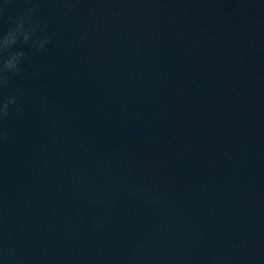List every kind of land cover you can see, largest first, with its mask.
Returning <instances> with one entry per match:
<instances>
[{
	"label": "water",
	"instance_id": "95a60500",
	"mask_svg": "<svg viewBox=\"0 0 264 264\" xmlns=\"http://www.w3.org/2000/svg\"><path fill=\"white\" fill-rule=\"evenodd\" d=\"M33 2L0 264H264V0Z\"/></svg>",
	"mask_w": 264,
	"mask_h": 264
},
{
	"label": "clouds",
	"instance_id": "9594fccd",
	"mask_svg": "<svg viewBox=\"0 0 264 264\" xmlns=\"http://www.w3.org/2000/svg\"><path fill=\"white\" fill-rule=\"evenodd\" d=\"M24 3L26 5L24 10L10 18L12 26L0 34V88L7 85L8 76H15L22 71L21 65L27 56L22 48H17L18 45H28L39 52L49 43L47 22H38L33 18L37 4L33 0H24ZM80 39L82 41L84 37L81 36ZM22 95L23 89L16 88L12 95L0 97V119L9 115L11 106L20 111L17 97Z\"/></svg>",
	"mask_w": 264,
	"mask_h": 264
}]
</instances>
